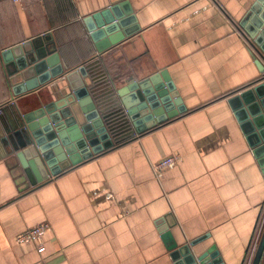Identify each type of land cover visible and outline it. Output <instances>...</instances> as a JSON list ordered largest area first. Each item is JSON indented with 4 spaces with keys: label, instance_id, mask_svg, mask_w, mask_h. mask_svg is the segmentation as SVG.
I'll use <instances>...</instances> for the list:
<instances>
[{
    "label": "crops",
    "instance_id": "0c3cea01",
    "mask_svg": "<svg viewBox=\"0 0 264 264\" xmlns=\"http://www.w3.org/2000/svg\"><path fill=\"white\" fill-rule=\"evenodd\" d=\"M116 2L130 3L138 30L98 53L84 18ZM263 14L264 0H0V264H176L163 221L179 245L207 236L200 248L248 264L264 225V167L229 99L264 76L263 45L250 35ZM51 42L67 69L106 59L118 91L166 70L187 110L33 186L18 157L26 135L12 129L17 107L70 85L60 77L16 97L7 69ZM174 154L181 161L156 175ZM41 223L44 253L18 241Z\"/></svg>",
    "mask_w": 264,
    "mask_h": 264
},
{
    "label": "water",
    "instance_id": "95a60500",
    "mask_svg": "<svg viewBox=\"0 0 264 264\" xmlns=\"http://www.w3.org/2000/svg\"><path fill=\"white\" fill-rule=\"evenodd\" d=\"M84 23L98 53L119 45L138 30L137 18L129 2L111 4L86 16ZM254 33H250L251 37L264 48V14ZM18 49L21 52V48ZM11 53L8 50L4 56ZM56 64L58 67H53ZM261 70L264 71L263 68ZM7 72L16 97L30 95L60 77H64L70 85V92L63 95V99L54 94L56 99L43 103L39 98V106L27 112L17 107V121L11 128L20 127L22 130L16 131V134L22 132L26 135L24 143L21 140L18 142L22 147L18 157L33 186L115 147L113 137L84 80L87 77L85 67L65 68L54 43L34 49L31 54L20 59L17 69L8 68ZM118 92L138 135L187 110L166 70L134 80ZM129 92L132 94L127 97ZM131 97L134 99L129 102ZM75 102L81 111L72 107ZM229 102L254 155L264 167V76L233 95ZM160 226L171 241L176 264H226L216 245L200 248L207 236L179 245L164 221ZM251 255L248 264H264V225L260 241Z\"/></svg>",
    "mask_w": 264,
    "mask_h": 264
},
{
    "label": "trees",
    "instance_id": "16d2710c",
    "mask_svg": "<svg viewBox=\"0 0 264 264\" xmlns=\"http://www.w3.org/2000/svg\"><path fill=\"white\" fill-rule=\"evenodd\" d=\"M83 66L88 76L90 94L105 120L115 147L140 136L134 131L127 111L122 107L117 90L118 80L106 59L95 56Z\"/></svg>",
    "mask_w": 264,
    "mask_h": 264
},
{
    "label": "built area",
    "instance_id": "2783aa9c",
    "mask_svg": "<svg viewBox=\"0 0 264 264\" xmlns=\"http://www.w3.org/2000/svg\"><path fill=\"white\" fill-rule=\"evenodd\" d=\"M55 94L58 98H62V91H56ZM182 157L178 154L170 155L162 158L153 165V170L156 175H161L166 169L175 166L181 161ZM50 228L48 223H41L34 227H31L18 236L20 242H32L37 245V249L40 253H44L46 250L43 234Z\"/></svg>",
    "mask_w": 264,
    "mask_h": 264
}]
</instances>
